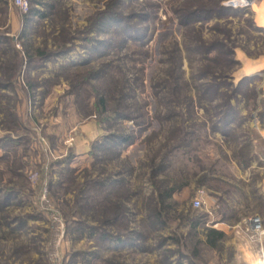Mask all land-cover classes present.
Here are the masks:
<instances>
[{"label": "rangeland", "instance_id": "obj_1", "mask_svg": "<svg viewBox=\"0 0 264 264\" xmlns=\"http://www.w3.org/2000/svg\"><path fill=\"white\" fill-rule=\"evenodd\" d=\"M26 1L0 0V264H264V0Z\"/></svg>", "mask_w": 264, "mask_h": 264}, {"label": "trees", "instance_id": "obj_2", "mask_svg": "<svg viewBox=\"0 0 264 264\" xmlns=\"http://www.w3.org/2000/svg\"><path fill=\"white\" fill-rule=\"evenodd\" d=\"M210 0H207V2H209ZM228 10H226V9H224V8H221V7H218L217 9H216V11H211V9H208V8H203V9H197L196 11H192V12H185L184 11V9L183 8H181L180 10H177V11H175L176 12V14L177 15H181V16H183L184 17V19H183V26H186L188 23H191V21L193 20V18H194V16L197 14L198 16H200V17H202V19H204V18H206L207 17V15H210L212 12L213 13H215L216 12V14H225L226 12H227ZM229 13V12H228ZM221 15V16H222ZM180 17V16H179ZM113 19L115 18V17H112ZM111 18V19H112ZM105 19H107V17L105 18V17H103L102 19H100L99 18V20L101 21V22H103ZM112 19V20H113ZM112 22H115V23H117L118 21H117V19L116 20H113ZM115 26V25H114ZM227 106V108L225 109L226 111H224V113H223V115L224 114H226V112H229V114L227 113V117L228 116H230V115H234L235 114V111H234V107H232V106H230V105H226ZM116 138H118V137H116ZM119 138H121L120 136H119ZM100 236V235H99ZM102 237H101V240L102 241H104L105 242V240L107 239V236H106V234H104V235H101ZM222 237V235L221 234H217L216 232H214V231H212V232H209V238L214 242L215 240H217V239H219V238H221ZM211 241V242H212ZM210 242V244H213V243H211ZM210 246H212V245H210ZM96 259V258H95ZM96 261V260H95Z\"/></svg>", "mask_w": 264, "mask_h": 264}, {"label": "built area", "instance_id": "obj_3", "mask_svg": "<svg viewBox=\"0 0 264 264\" xmlns=\"http://www.w3.org/2000/svg\"><path fill=\"white\" fill-rule=\"evenodd\" d=\"M12 1V4L18 9V11L21 13V14H26L29 10V4L26 0H11ZM237 4V3H235ZM229 6L231 7H235L234 4H229ZM194 207L195 208H199L201 206V202L200 200H195L194 201ZM248 225L250 227V233L252 235H254V237L258 238V240H260L261 238V235L263 233V220L258 217V216H255V217H252L249 221H248ZM55 260L58 261V256H54ZM263 260V263H264V258H262Z\"/></svg>", "mask_w": 264, "mask_h": 264}, {"label": "bare ground", "instance_id": "obj_4", "mask_svg": "<svg viewBox=\"0 0 264 264\" xmlns=\"http://www.w3.org/2000/svg\"><path fill=\"white\" fill-rule=\"evenodd\" d=\"M243 3H244V2H243ZM243 3H240V4L242 5ZM240 4H238V6H241Z\"/></svg>", "mask_w": 264, "mask_h": 264}]
</instances>
